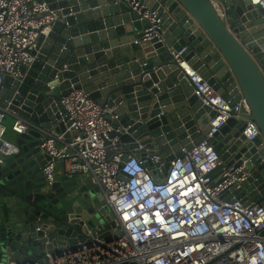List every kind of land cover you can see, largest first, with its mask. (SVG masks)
I'll return each mask as SVG.
<instances>
[{"label":"water","instance_id":"water-1","mask_svg":"<svg viewBox=\"0 0 264 264\" xmlns=\"http://www.w3.org/2000/svg\"><path fill=\"white\" fill-rule=\"evenodd\" d=\"M36 1L57 21L39 37L24 78L7 76L0 89V106L28 125L15 135L18 152L0 163V264H42L46 254L61 257L110 236L114 215L98 186L70 178L63 163L52 185L42 174L49 160L39 148L42 135H76L60 105L72 90L114 110L109 139L117 151L161 156L155 182L182 150L205 139L214 116L169 49H184L182 57L224 100L234 104L240 90L264 140V9L249 0H215L220 15L212 0H134L160 18L157 36L141 42L149 23L125 0ZM243 128L229 119L208 142L224 165L248 175L223 195L248 206L264 201V149L258 139L245 140Z\"/></svg>","mask_w":264,"mask_h":264},{"label":"built area","instance_id":"built-area-1","mask_svg":"<svg viewBox=\"0 0 264 264\" xmlns=\"http://www.w3.org/2000/svg\"><path fill=\"white\" fill-rule=\"evenodd\" d=\"M125 1L149 23L140 41L157 36V12L142 10L134 0ZM249 2L264 9V0ZM212 3L223 15L216 1ZM56 21L45 3L0 0V89L7 76L19 81L24 78L21 69L34 62L39 37ZM183 52L169 49L194 94L214 116L205 139L190 151L182 150L159 182L154 177L161 173V156H129L117 151L116 139H109V119H117L113 109L97 104L84 90H72L61 98L70 123L67 131H76V135L69 141L64 134L53 132L40 138L41 153L49 157L42 168L45 182L48 186L54 183L63 163L67 176L88 177L100 188L114 217L108 238H96L61 257L46 254L42 264H264V201L246 206L224 199L228 197L223 196L225 192L234 185L239 187L248 175L239 176L241 168L224 165L208 142L229 119L244 124L241 134L249 142L258 139V149H264L261 132L247 118L250 108L240 90L234 104L224 100L192 69ZM8 113V108L0 106V163L3 157L18 152L5 139ZM27 129L20 118L11 125L15 135ZM148 161L152 168L144 165Z\"/></svg>","mask_w":264,"mask_h":264},{"label":"crops","instance_id":"crops-1","mask_svg":"<svg viewBox=\"0 0 264 264\" xmlns=\"http://www.w3.org/2000/svg\"><path fill=\"white\" fill-rule=\"evenodd\" d=\"M6 118H10V124H9V122L7 121V119ZM6 118H5V125H6V127H7V132H6V134H5V139L9 142V143H14V138H15V134L11 131V125H12V123L14 122V118L11 116V115H7L6 116ZM147 154V153H146ZM144 155V154H143ZM75 179H77V180H79L81 183L83 182L84 183V181H86V180H88L89 178L88 177H74ZM73 178V179H74ZM225 200H228L229 199V197H225L224 198Z\"/></svg>","mask_w":264,"mask_h":264},{"label":"rangeland","instance_id":"rangeland-1","mask_svg":"<svg viewBox=\"0 0 264 264\" xmlns=\"http://www.w3.org/2000/svg\"><path fill=\"white\" fill-rule=\"evenodd\" d=\"M6 119H7V121H8V122H9V124H10V121H11V120H10V118H6ZM9 120H10V121H9Z\"/></svg>","mask_w":264,"mask_h":264}]
</instances>
